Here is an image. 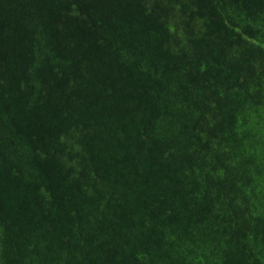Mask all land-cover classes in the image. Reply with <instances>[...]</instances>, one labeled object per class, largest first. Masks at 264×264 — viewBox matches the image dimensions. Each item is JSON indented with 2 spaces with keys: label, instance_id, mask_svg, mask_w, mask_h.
I'll return each instance as SVG.
<instances>
[{
  "label": "trees",
  "instance_id": "obj_1",
  "mask_svg": "<svg viewBox=\"0 0 264 264\" xmlns=\"http://www.w3.org/2000/svg\"><path fill=\"white\" fill-rule=\"evenodd\" d=\"M0 264H264V0H0Z\"/></svg>",
  "mask_w": 264,
  "mask_h": 264
}]
</instances>
